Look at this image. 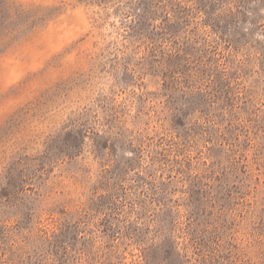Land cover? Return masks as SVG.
<instances>
[{
	"label": "rangeland",
	"instance_id": "374dc122",
	"mask_svg": "<svg viewBox=\"0 0 264 264\" xmlns=\"http://www.w3.org/2000/svg\"><path fill=\"white\" fill-rule=\"evenodd\" d=\"M0 264H264V0H0Z\"/></svg>",
	"mask_w": 264,
	"mask_h": 264
}]
</instances>
